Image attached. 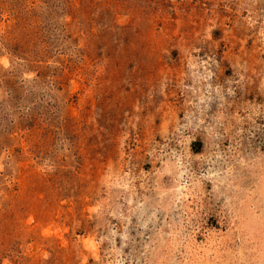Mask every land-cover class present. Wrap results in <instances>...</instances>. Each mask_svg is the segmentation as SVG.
Returning a JSON list of instances; mask_svg holds the SVG:
<instances>
[{
  "label": "rangeland",
  "instance_id": "obj_1",
  "mask_svg": "<svg viewBox=\"0 0 264 264\" xmlns=\"http://www.w3.org/2000/svg\"><path fill=\"white\" fill-rule=\"evenodd\" d=\"M0 264H264V0H0Z\"/></svg>",
  "mask_w": 264,
  "mask_h": 264
}]
</instances>
